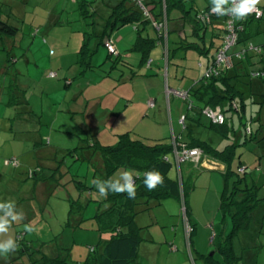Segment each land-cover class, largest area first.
Segmentation results:
<instances>
[{"label":"rangeland","instance_id":"rangeland-1","mask_svg":"<svg viewBox=\"0 0 264 264\" xmlns=\"http://www.w3.org/2000/svg\"><path fill=\"white\" fill-rule=\"evenodd\" d=\"M79 1L81 0H0V11L4 10L10 15L12 24L19 30V35L15 38L2 37L0 39V67L5 69L4 75L1 76L0 74V99L2 101H0V136L2 138L11 136L12 142L13 140L18 142L16 144L21 147L25 145V142L27 143V147L22 148L28 150L26 159L23 161H26V166L31 170H34L35 165L40 163V161L35 159L37 146L33 139L35 140L36 138L30 132L27 134V141L22 140L23 137L22 139H16L14 133L10 134L11 131L16 133L21 128L18 121L12 120V118L15 116L17 118L25 114V112H28L29 115L34 113V115L38 116L43 125L40 131L41 135L51 140L49 144L44 140L42 147L58 146L57 159H60L65 155L66 150H74L73 147L78 146L57 141L58 138L65 136L64 133L70 130L68 128L77 132L76 128L68 120L70 115L68 110L71 109L72 101L75 99L71 102H68V100L73 93H77L78 89L81 88H85L86 91L83 98L93 95L95 90L93 91L90 88L96 85L90 87V83L94 80L92 79L94 74L99 72H103L104 77L106 75L112 76L110 78H117L118 81L120 78H124L125 81L128 80L127 78L130 74L137 76L147 75L146 77L149 78L155 76L156 81H159L158 85H153L145 79H136L133 82L127 81L119 84L116 82L118 85L115 92L112 93L113 91L109 90L113 94L112 96L117 98L118 96H124L126 99H131L132 94L135 93L136 98L128 110L124 109L127 104L126 100L119 101V108L116 111L112 110L113 116L111 120L105 128H101L99 134L97 133L99 137H104L101 138V141H106L103 145H115L117 138L114 143H107L113 133L121 135L126 131H130L132 139L142 140L146 144L151 145L157 142L171 144L172 133L177 136L183 132L180 123H178V115H191L192 112L188 110V102L171 94L167 95L166 90L170 88L171 90L187 92L193 82L200 78L202 70L199 69V63L205 64L207 57L212 59L216 47L221 43L220 40H215L214 44L209 45L211 36L207 32L205 38L208 41L209 49L206 56L195 49L176 48V44H174L176 39L173 38L175 36L178 37V34L171 32L169 49L174 51V53L171 55L170 73H168L165 66V45V49L161 47L153 49L151 59L154 60V63L151 67H145L140 64L141 54L132 50L135 49L133 44L139 32H136L134 26L125 25L112 31L109 36L116 53L113 56H108L106 47L100 45L96 53L89 58L93 64V69L90 68L86 73L84 71L79 77L85 79L75 80L69 87L70 81H65L67 77L73 78L81 73V69L86 68L85 63H80L78 56L83 42V24L78 7ZM210 1L196 0V9H203L206 3ZM115 2L116 0H108L105 1V4L110 6ZM258 6L264 11V0H261V4ZM102 9L106 13L107 6H101L100 10L102 11ZM140 34L142 37H146L148 34L152 38H157L158 36L157 31L151 26L146 30H142ZM183 34L188 37L190 30H184ZM256 42L262 43L264 47V34ZM95 46L96 44L94 45L92 41L90 47L94 48ZM118 55L119 57L116 58ZM100 64H102L99 67L100 70L94 68L95 65L98 66ZM113 64H116L114 65L117 67L116 69L113 68ZM131 66L134 67L133 70H131ZM122 73L123 75L120 77ZM50 74H55V77H50ZM107 84L101 85L99 89L96 87V91L103 92L107 90ZM20 87L23 88L20 89ZM131 87H134V89L130 92ZM239 88L243 90L240 84ZM252 89V91L258 92L260 87L253 84ZM149 91L156 93V97L161 102L165 112L157 106L144 116L145 112L140 100H147ZM109 98L112 99V97ZM109 98H107L106 103L111 102ZM246 102L244 119L232 110L225 113L228 126L233 125L236 134L240 132V137L237 138V141L232 133H229L228 138H225L207 128L200 129L196 136L203 140H210L218 149H222L231 142H236L239 146L236 148V157L232 162V169L233 171L237 169L238 160L247 167L246 174L240 176L242 180L237 185L241 189L256 186L254 190L257 198L263 199L264 115L261 113V119L257 120L259 115L258 103L248 98ZM56 107H59L60 110L65 109L62 112H66L67 117L61 112H57ZM204 119L207 120L206 118ZM230 119H232V122ZM245 120L248 123L253 121L248 125L252 129L253 140L245 141L244 139L245 133L241 122ZM202 122L206 121L202 120ZM60 132L62 134H59ZM82 137H84V141L85 139L87 140L86 136L83 135ZM0 140L2 143L4 139ZM67 140H71V138L69 137ZM84 141H82V145L90 143V140L87 141L88 143ZM1 150L2 148L0 147ZM65 157L64 172L68 173L63 178V181H70L67 185L64 184L65 187L64 185L59 186L53 193L48 192L45 196L41 194L34 200L30 196L33 195V192L36 195L39 193L37 186L39 183L35 185L34 179L28 176L26 180L16 186L17 189H11L9 199H7L8 193L0 196V203L14 201L16 204L15 211H22L24 214L22 221L16 223V226H12L7 234L0 235V241L8 238L16 240L17 233H24L26 241L33 244L58 240L60 244L69 249V261L82 262L88 255L90 248L100 243L94 216L103 212L108 207V203L104 202L98 192L90 191V193L87 188H84V186L90 187L94 179V170L91 164L89 165L88 162L79 160L73 162L68 156ZM15 159L17 160V165L8 164L7 162L10 159H7L5 161L6 168L18 167L19 161L17 158ZM49 162L50 165L48 164L47 167L54 165L51 161ZM40 164L45 166L44 162ZM200 166L212 167V164L204 158ZM28 168L24 170L27 175L29 171L31 172ZM186 168L187 163L181 165L180 168L184 177ZM122 172V170L116 172L113 178L118 179ZM177 172L178 170L173 165L169 176L176 178L178 176ZM9 177L11 176L9 175ZM72 180L77 182L75 183ZM193 180L194 188L189 192L188 201L192 210L193 226L194 229L196 227V231L191 233V242L189 243L185 231H182V223H186L184 216L186 212L184 213L182 204L179 207L173 201L167 200V202H163L165 204L164 209L154 210L157 217L156 220L161 229L151 228H154L155 225H149L148 215H140L144 217L141 218L139 216L137 219L139 221L136 220L137 225H148L147 228H143L144 240L140 244L141 253H139L137 260L138 264H169L172 262V258H175L173 264H185L186 262L188 264H204L205 262L201 260V257L196 252L203 256H212L218 262L221 260V256L216 252L214 253L215 244L218 243V238L215 240L214 238L220 231H223L226 224H228L226 228L227 234L231 233V219L221 207V198L225 193L226 187L228 190L232 189V183L234 180H238L237 173L235 171V173L229 175L228 180H225L221 173L212 172L204 168L200 172L195 173ZM79 181L82 184H79ZM0 183L2 182L0 181ZM79 188L85 191L81 196L79 195L81 192ZM79 197L83 198V200L91 197V200L87 201L81 213L74 210L73 214L69 215L70 202L76 201ZM237 199L240 200V196ZM168 212L173 215L169 216V219H167ZM3 214L0 211V216ZM162 214L164 215L162 216ZM254 218L255 223L253 226L248 231L241 232L235 238V246L246 248L247 251L255 255L258 264H264V209L262 206L255 210ZM166 221L169 224H164ZM26 224H30L35 230L31 233L25 231L24 225ZM170 224L175 226L177 224V227H180L181 234H175L174 241L166 238L164 240L165 233L171 236L174 234L172 228L174 229L175 226ZM244 233L247 234V241L242 243L239 241V237L243 236ZM212 240H214L213 243ZM171 242L175 243L176 250L179 248L178 251L185 255L177 257L173 255L174 253H169L168 248Z\"/></svg>","mask_w":264,"mask_h":264},{"label":"trees","instance_id":"trees-1","mask_svg":"<svg viewBox=\"0 0 264 264\" xmlns=\"http://www.w3.org/2000/svg\"><path fill=\"white\" fill-rule=\"evenodd\" d=\"M105 1L108 0H81L78 2L83 24V42L78 56L80 63L86 64V68L81 69L78 76L84 71L86 73L90 68L93 69V64L89 59L90 56L96 53L100 45L106 47V44L110 43L113 46L109 39L110 33L125 25H132L135 27L136 32H139L133 44L135 49L132 50L141 54L140 62L142 64L149 60V54L158 43L165 45L168 64H170L171 55L174 53L169 49L171 32L178 34L174 43L177 45L176 48L195 49L204 55L208 53L209 49L208 41L205 38L207 32L211 36L209 45L214 44L215 40H220L221 43L216 47L212 59L207 57L205 64L199 63V69L202 70L201 76L188 90L190 101H188L187 107L192 113L191 115H185L186 121L183 132L174 136L171 144L157 142L150 145L142 140L132 139L130 133H125L119 136L115 145L102 146L99 145L96 138L97 133L100 132V127L93 128L87 125L85 135L88 134L91 144L83 147L77 146L74 150L66 152L65 156L71 158L73 162L77 160L89 162L91 155L87 156L84 150L88 149L90 154L92 150L94 152L98 151L102 156L103 171L100 172L95 167L93 180H115L113 176L117 171H131L136 185L135 199H129L126 193L114 194L111 192H109L107 198H103L104 202L108 203V207L94 216L100 243L90 248L84 261H69V249L60 244L58 240L33 244L26 241L24 233H19L21 235L17 233L15 240L18 246L17 249L7 256L0 255V264H137L140 244L144 240L143 228L148 227V225L139 227L136 222L137 218L142 214H150L154 208L160 206L165 199L169 198L179 201L180 204L184 203L188 214L187 198L189 192L194 188L193 177H195V173L203 169L200 164L204 158L209 160L213 167H215V164L222 166L220 173L225 180H228L229 175L235 173V171L238 180H234L232 183L233 190H228L226 187L221 198V207L231 219V233L215 237L218 238V243L215 244L214 253L219 254L221 260L218 262L210 256L200 255V257L211 264H242L240 256L234 251L233 242L241 232L248 231L253 226L255 223L254 212L259 206L264 209V198H257L254 190L256 186L245 189L238 187L237 183L242 180L240 176L246 174L247 167L238 160L237 169L235 171L232 169V162L236 157V148L239 146L236 142H231L222 149H218L210 140H203L196 135L200 129L207 128L225 138H228L229 133H232L237 141L240 132L236 134L233 125L228 126L225 113L232 110L244 119L247 98L252 99L259 105L257 120L261 119V113L264 115V76L258 78L251 76V73L255 71L264 74V47L262 43L256 42L264 34V11L260 6H257L263 11L261 18L257 19L253 15H249L245 20H234V25L238 28L241 27V29H237L238 42L235 50H240L244 45L251 42L260 47L262 52L248 53L244 59L233 60L232 67L226 72L210 79H204L205 71L213 63L215 55L222 46L223 36L227 31V23L232 17L213 14L211 12V1L206 3L203 9L198 10L196 9V0H142L141 5L146 14L137 4V0H116L110 6L105 4ZM138 1L141 2V0ZM101 6H107L106 13H104L105 10H100ZM11 20L10 15L0 11V38H15L19 35L18 28L12 24ZM149 26L157 31V38H152L149 34L142 37L140 32L146 30ZM184 30H190L188 37L184 36ZM92 41L94 45L96 44L94 48L90 47ZM113 48L114 53L107 50L108 56H113L116 53L114 46ZM118 57L119 55L116 58ZM101 65H95L94 68L100 70ZM114 65L116 64H113V67H115ZM150 65L151 62L148 66ZM254 83L259 84L262 90L252 91ZM239 84L243 90L239 88ZM246 92L247 94H245ZM76 100L72 101L71 109L68 110L71 116L83 114V109L89 103L88 100L82 99L84 101H80L83 102L80 105ZM208 107L221 110L225 115V122L221 125H214L205 120L201 110ZM202 120L206 122H202ZM230 121L232 122V119ZM251 122L249 121L250 124ZM241 123L244 128L245 141L253 140L252 129L248 126L249 123L246 120ZM85 142L88 143L86 139ZM175 144H185L188 148H199L202 151L199 164L187 163L191 166L188 176L184 177L180 169L176 178L169 176L174 164L171 153ZM165 157H167V161L164 160ZM181 165L179 168H181ZM64 167L65 161H62L51 176L44 175L40 167L35 168L31 170L29 177L34 179L35 185L38 183L43 184L45 196L48 192L53 193L59 186L70 183V181H63L68 173L63 172ZM151 171L159 172L164 177V183L155 190L149 191L144 184V180L145 173ZM72 181L77 182L76 180ZM78 183L82 184L80 181ZM84 188H87L89 192H98L93 184L90 187L84 186ZM79 190L81 196L85 191L80 188ZM37 195L35 194L34 200L38 198ZM238 196H240V200L237 199ZM90 200L91 197L85 200L79 197L76 201L70 202L69 215H72L74 210L81 213L87 201ZM14 225L16 226V223L12 224V226ZM214 240H212V243Z\"/></svg>","mask_w":264,"mask_h":264},{"label":"crops","instance_id":"crops-1","mask_svg":"<svg viewBox=\"0 0 264 264\" xmlns=\"http://www.w3.org/2000/svg\"><path fill=\"white\" fill-rule=\"evenodd\" d=\"M3 12H5V11L3 10ZM173 39H176L177 40V37L175 36ZM169 41H170V38H169ZM156 47L157 48H160V47L161 48H164V46L161 45L160 43H158V45ZM155 55H157V54L155 53ZM155 55L153 54V56L156 58ZM150 62H151V65H150V67H151L152 64L154 63V60L151 59V53L149 54V60L145 63V65H144V63L142 64L141 62H140V64H142L145 67L146 66L148 67V65L150 64ZM168 65L169 64H168V60H167V56H166V60H165V66H166V69H167L166 71L168 73H170V70H169L170 65L169 66ZM131 67H132L131 70H133L134 67L133 66H131ZM113 68L116 69L117 67H113ZM4 73H5L4 67H0V74H1V76H3ZM122 75H123V73L121 74L120 77H122ZM146 76H144V75L137 76V75H131L130 74L128 76V78H127L128 80L125 81L124 78H120L119 81H118L117 78L116 79L110 78L112 76H107L106 75L104 77L103 76V72H99L97 74H94V76L92 78L94 80H93L92 83H90V87L91 86H94V85H96V86L93 87V88H90V89L93 90V91L95 90V93L93 95H89L87 98H82V97H84L86 91H85V88H81V89H78L77 93H75V94L73 93L74 95L72 94L71 97L68 100V102H70L73 99H76L77 98L78 101L77 100L76 101L78 103H80V105L83 104V102L82 103L80 102V101H84L82 99H85V100H88L89 101V103L83 109V114H81V115H75V116H70L69 115V117H68V120L70 121V124L76 128L77 132L75 130L71 129V128H68L71 131L70 130H67L64 133V135L66 137L63 136L61 138H58L57 141L60 142V143L61 142L62 143L67 142V143H70L72 145L73 144H76L78 146L81 145L82 147L83 146H86L87 144L86 145H82L81 143H82V141H84V137H82L83 135L87 137V141L90 140L89 137H88V134L85 135V132L87 130V125H90L93 128L100 127V130H101V128H105V126L107 125V123L111 120V118L113 116L112 110H115L116 111L119 108V105H120V102L119 101L126 100V103L127 104L124 107L125 110H128L133 105V103L135 101V98H136V94L135 93L132 94L131 99H126L124 96L123 97L122 96L121 97L118 96V98L112 96L113 95L112 93H114L115 90L117 89V85L119 83H125L127 81L133 82L136 79H145L146 81H149L153 85H158L159 84V81L158 80H157L158 82L156 81V77L155 76H152V78L151 77L149 78V77H146ZM78 79H85V78H82V77H79L78 75H75L73 78H68L67 77V79L65 81H67V82L70 81L69 87H71V85L74 83V81L75 80H78ZM116 82H118V84H116ZM195 82H193V84ZM107 83H109V84H107ZM104 84H107L108 85L107 90H104L103 92H99L98 90L96 91V87H97V89H99V87L101 85H104ZM254 84L256 86L260 87L259 84H257V83H254ZM22 88L23 87H20V89H22ZM4 89H6V88L4 87ZM132 89H134V87H131L129 91L131 92ZM260 89L262 90V88H260ZM109 90H112L113 92L110 93ZM166 92H167V90H166ZM0 93H1V91H0ZM7 93H8V90H7ZM80 94L82 95L81 97H80ZM109 97H112V99L109 98ZM107 98H109V100H111V102L106 103ZM0 101H1V99H0ZM140 103L142 104V106L144 108V112H145L144 116H146L147 114H149L150 111L154 110L157 106H158V108L160 107L161 110L162 111L164 110V112H165V109L162 108L161 102L156 97V93L155 92L149 91L147 93V100H142V101L140 100ZM149 103H153L154 106L153 107H150L149 106ZM56 109H57V112H61L64 116L67 117V113L66 112H62V110H65V109H61L60 110L59 107L58 108L56 107ZM66 111H67V108H66ZM181 116H183V114H180L177 117L178 118V123H180L179 121H180ZM12 120H17L18 123L21 125V128L18 129V131L16 133L13 132V131L10 132V134H12V133L15 134L14 137L16 139H22V137H23L22 140L27 141V139H28V137H27L28 136L27 135L28 132H30L33 136H35L34 138H36V139L35 140L33 139V141L35 142V144L37 146V150L35 151V153H36L35 154L36 155L35 159L37 161H40V163H43L44 162L45 163V166L42 165V164H40V163H37L34 168H39L40 167L41 168V171L43 172L44 175L51 176L54 173V171L56 170L57 166L60 165V163L62 161H65L66 160V158H65L66 153H65V155L63 157H61L60 159H57V154L59 153V149L57 148L58 146L56 147V145H55L53 147H48V148H46V147L43 148L42 147V144H43L44 140H46V143H48V144L51 142V140L46 139L45 136L41 135V132L40 131H41V128L43 127V125L41 123V120L38 118V116L34 115V113H31V115H29L28 112H25V114L20 115L17 118L15 116L14 118H12ZM29 127H30V129H29ZM27 128L29 129V131H28ZM11 130H12V128H11ZM125 133H130V131H126ZM125 133H123V134H125ZM59 134H62V132H60ZM123 134H121V135H123ZM172 135H173V137L175 136L174 133H172ZM97 136H96V138H97V142L99 143V145L105 146V145H103V143H106V141H103V140L101 141V138H104V137H99V135H97ZM119 136L120 135H117L116 133L115 134L113 133V136H111V138L109 139V142H107V143H110V142H113L114 143L115 140H116V138H117V140H116V143H117ZM69 137L71 138V140H67V138H69ZM62 138H64V139H62ZM0 139H4L2 141V143H1V140H0V144H1L0 147L2 148V150L0 151V181L2 182V183H0V196L1 195L3 196L6 193H8L7 199H9L10 198L9 195L11 194V189L12 188L13 189L16 188V186H18L23 180H26L28 178V176H29V172L30 171L28 172V175L24 173V170H26L28 167L25 164L26 161H23L24 159H26L28 150L22 149V148H26L27 147V143L25 142L24 143L25 145L23 147H21L20 145H17L16 144L18 142H15L14 140L12 142L11 136H8V137L5 136L3 138H2V136H0ZM89 144H91V143H89ZM6 147H7V149H6ZM68 147H70V146H68ZM75 147H77V146H74L73 148H75ZM67 151L68 150H66V152ZM84 151L86 152V155L87 156L91 155L90 156L91 159H90V161L88 163H89V165L91 164L92 169L94 170V168L96 167L100 172L103 171V168H102L103 167V164H102V156H101L100 152H98V151H95L94 152L92 150V153L90 154V153H88V149L87 150H84ZM11 158H17L18 159V161H19V164L18 165L20 166V167L18 166L19 168L18 167H16V168H14V167H8V168H6L5 161L7 159H11ZM49 161H51L52 164H54V165L51 166V167H49V166L47 167L48 164L50 165V162ZM190 167H191L190 164H187V168L185 170V176H188L189 175V172L191 171L190 170L191 169ZM175 168L177 169L176 166H175ZM204 168L206 170H209V171H212V172H216L217 171L219 173H220V170H222V166L220 164H215V167H213V166L212 167L211 166L210 167L209 166H204L203 169ZM29 170H31V169H29ZM9 175L12 178L9 177ZM24 176H26V177H24ZM37 186L39 188V193H38L37 197H39L41 194L44 196V186H43V184L39 183ZM33 195L35 196V193L34 192H33ZM33 195H31L30 198H33L34 199ZM167 200L173 201L174 203H176L177 206L180 207V202L179 201L174 200L173 198H169V199H165L163 202H167ZM188 200L189 199L187 198L188 214H187V211H186V215H188L187 217H188V221H189L190 225H192V227L194 228V226H193L194 225V221H193V217L191 215V211L192 210H191L190 203H189ZM164 205L165 204L162 203L160 206L154 208L150 214H147L148 217H149V220H150L149 221L150 222L149 225H151V224L152 225H155L154 228L151 227L152 229H158V228L161 229V227L159 226L158 221L156 220L157 217L155 216L154 210L155 209L156 210L157 209H164L163 208V207H165ZM142 215H144V214H142ZM163 215L164 214H162V216ZM169 216H173V215L172 214L170 215L169 212H168L167 213V219H169ZM140 217L142 218L144 216H140ZM137 221H139V220H137ZM164 224H169V223H168V221H166V222H164ZM227 225L228 224L225 225V227L223 228V231H220L217 234V236H219V235H227V229H226L227 228ZM138 226L139 227H142V225H140V224H138ZM171 226H175V225H171ZM165 227H167V226H165ZM179 229H180V227L179 226L177 227V224H176V226L174 227V229L172 228V230H174L173 231L174 232L173 236L168 235V234L165 233L164 234V240L166 238L168 240L174 241L175 234H177V233L181 234ZM182 231L183 232L185 231V223H182ZM195 231H196V227L193 230V232H195ZM239 239L238 240L240 242L244 243L245 241H247V234L244 233L243 236H240L239 237ZM235 240L233 242L234 251H235V253L238 256H240V258L242 260L241 261L242 264H258L257 263V260H256V257H255V255L252 252L247 251L246 248H241L239 246H235ZM169 245H170L169 248H168V251H170L169 253H171V254L174 253L173 255L174 256H177V257L184 256L185 255L184 253H180L178 251L179 248L176 250L175 243L171 242ZM140 253H141V251H140ZM196 254L199 257H200V255H202V254L197 253V252H196ZM174 259L175 258H172V262L169 263V264H173V260ZM201 260L204 261L202 258H201ZM185 264H188V263L186 262ZM204 264H211V263L205 262Z\"/></svg>","mask_w":264,"mask_h":264},{"label":"clouds","instance_id":"clouds-1","mask_svg":"<svg viewBox=\"0 0 264 264\" xmlns=\"http://www.w3.org/2000/svg\"><path fill=\"white\" fill-rule=\"evenodd\" d=\"M211 12L219 16L228 15L234 20H245L252 13H256L257 17L261 15L258 5L261 0H211ZM164 177L157 171L145 173L144 184L149 191L155 190L158 186L163 185ZM93 186L98 189L99 196L107 198L109 192L114 194L126 193L129 199L136 197V185L131 171H123L118 179L92 181ZM16 204L14 201H6L0 203V211L4 214L0 216V235L9 232L13 223H19L24 219L22 211L16 212ZM25 231L31 233L35 229L30 225H24ZM17 243L14 239L8 238L0 241V255L7 256L17 249Z\"/></svg>","mask_w":264,"mask_h":264},{"label":"built area","instance_id":"built-area-1","mask_svg":"<svg viewBox=\"0 0 264 264\" xmlns=\"http://www.w3.org/2000/svg\"><path fill=\"white\" fill-rule=\"evenodd\" d=\"M141 3L142 0L141 2L137 0V4L144 11ZM259 11L261 13L259 17H257L256 13H252L251 15H253L257 19L261 18L263 16V11L261 9H259ZM234 22H235L234 19L231 18L230 21L227 23V31L223 36L222 46L215 55L213 63H211L208 69L205 71L204 79H210L211 77L218 76L220 73L226 72L232 67L233 60L244 59V57L248 53L262 52V49L260 47L255 46L251 42L244 45V47L241 48L240 50H235V47H237V42H238L237 29H241V27L238 28L237 26H235ZM106 48L110 53H114V48L110 43L106 44ZM251 76L254 78H258V77H263L264 74L263 72L255 71L251 73ZM50 77H55V74H50ZM167 94L168 95L171 94L177 98L185 100L186 102L190 101V95L188 91L185 92V91L167 89ZM149 106L153 107L154 104L149 103ZM201 114L211 124L221 125L225 122V115L218 108L217 109H210L209 107L203 108V110H201ZM185 121H186L185 115L181 116L179 122L182 129H184L185 127ZM171 154L174 162L173 165L177 167L178 171L180 169L179 167L181 164H185L188 162L199 164L202 158V151L199 148H188L185 144H180V145L175 144L173 148V152ZM164 160L167 161L168 160L167 157H165ZM7 163L11 164L12 166H16L17 160L15 158H11ZM182 206L184 208V213H185L186 210L184 203L182 204ZM184 216L186 218L185 233L190 243L191 233L193 232V229L188 221L186 213L184 214Z\"/></svg>","mask_w":264,"mask_h":264}]
</instances>
